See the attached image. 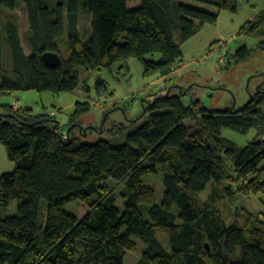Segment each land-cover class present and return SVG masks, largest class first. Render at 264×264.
<instances>
[{
	"label": "trees",
	"instance_id": "obj_1",
	"mask_svg": "<svg viewBox=\"0 0 264 264\" xmlns=\"http://www.w3.org/2000/svg\"><path fill=\"white\" fill-rule=\"evenodd\" d=\"M17 1L0 0V96L32 89L73 92L81 67L95 71L130 58L142 63L144 76L169 75L181 60L180 44L215 23L218 11L236 12L242 0H194L217 11L183 0H22L28 54L14 17ZM81 5L91 15L86 40ZM237 35L259 39L257 47L264 49V9ZM60 45L68 49L66 57ZM46 51L57 52L60 65L45 64ZM247 54L246 45L235 52L239 58ZM97 85L103 87L102 79ZM254 94L235 111L208 110L199 100L185 104L179 94L156 95L144 109L147 119L120 145L84 143L72 134L90 109L87 102H76L70 114L69 142L46 115L0 104V144L14 163L0 176V264H124L138 240L145 248L135 264H264V211L239 208L242 225L227 224L218 205L239 194L264 195V89L259 85ZM250 125L262 138L243 147L220 133L221 127L241 131ZM160 171L166 189L156 203L143 176ZM108 179L124 182L122 210L99 184ZM13 199L17 212L3 214ZM74 199L88 206L81 218L63 208Z\"/></svg>",
	"mask_w": 264,
	"mask_h": 264
},
{
	"label": "rangeland",
	"instance_id": "obj_2",
	"mask_svg": "<svg viewBox=\"0 0 264 264\" xmlns=\"http://www.w3.org/2000/svg\"><path fill=\"white\" fill-rule=\"evenodd\" d=\"M183 3L201 9L217 11L213 6L194 1L183 0ZM264 9V0H242L236 12L218 11L215 23L205 24L195 35L180 44L182 57L176 69L169 75H143L142 63L137 58L115 62L110 67H102L95 71H86L80 68L79 84L73 92L59 94L50 91L26 90L0 96V104L9 103L20 108H31L34 113L46 115L53 123L58 122L59 131L66 137L69 129L67 122L75 108L76 102H87L90 109L80 118V126L73 130L84 143H95L106 140L113 145H120L125 141L126 134L147 119L145 107L152 103L159 94H179L181 101L188 104L190 100H199L202 107L208 110L235 111L242 108L254 95L260 85L264 89V49L257 47L259 39L255 37L238 36L239 28L253 15ZM80 31L83 39L91 34V15L82 5L79 9ZM3 16H9L4 13ZM14 17L17 20L21 44L26 51L31 50L26 39L25 31L28 26V17L25 4L18 0ZM3 66L8 67V49L3 34ZM176 37H178V32ZM231 38V39H230ZM224 42L218 52L214 48ZM246 45L248 54L245 58L235 55L236 49ZM60 52L65 57L69 51L60 45ZM156 55L153 59H157ZM102 79L103 87L97 85ZM264 112V102L260 106ZM192 124V123H191ZM223 137L231 140L237 147L245 146L254 138H259L257 128L253 125L243 130L221 127ZM14 163L6 155L5 148L0 144V176L10 172ZM143 182L155 190V201L160 203L166 186L162 172L145 174ZM110 193L117 198L116 206L123 209L124 182L112 179L100 182ZM208 189L200 195V202L208 197ZM17 199L10 201L3 210V214L14 215L17 212ZM45 201L41 202V216L45 215ZM219 208L227 224L244 221L243 211H264V195L239 194L234 201L220 202ZM63 208L81 218L88 210L85 202L74 199L63 204ZM160 241L166 244L162 233L157 234ZM145 248L144 243L138 240L135 251H127L124 264H135Z\"/></svg>",
	"mask_w": 264,
	"mask_h": 264
},
{
	"label": "water",
	"instance_id": "obj_3",
	"mask_svg": "<svg viewBox=\"0 0 264 264\" xmlns=\"http://www.w3.org/2000/svg\"><path fill=\"white\" fill-rule=\"evenodd\" d=\"M41 58H42L43 62L45 64H47L48 66H50V67H57L61 63V57L55 51H46V52H43L41 54ZM79 128L81 129V126H79ZM68 135H69V129L66 132L67 142L70 141L69 140L70 138H69ZM206 247H207V245H206ZM207 250H208V247H207Z\"/></svg>",
	"mask_w": 264,
	"mask_h": 264
},
{
	"label": "built area",
	"instance_id": "obj_4",
	"mask_svg": "<svg viewBox=\"0 0 264 264\" xmlns=\"http://www.w3.org/2000/svg\"><path fill=\"white\" fill-rule=\"evenodd\" d=\"M230 39H231V38H230ZM224 45H225L224 42H221L219 45H217V46L214 48V51H215V52H218L219 48L222 47V46H224Z\"/></svg>",
	"mask_w": 264,
	"mask_h": 264
},
{
	"label": "crops",
	"instance_id": "obj_5",
	"mask_svg": "<svg viewBox=\"0 0 264 264\" xmlns=\"http://www.w3.org/2000/svg\"><path fill=\"white\" fill-rule=\"evenodd\" d=\"M208 10H209V9H208ZM27 28H28V26H27ZM26 30H27V29H26ZM25 32H26V31H25ZM18 34H19V32H18ZM19 38H20V41H21L20 34H19ZM24 50H25V48H24ZM25 52L28 54V53H30V52H31V50H30V51H26V50H25ZM263 102H264V101H263ZM263 102H262V103H263ZM14 107H16V108H17V106H16V105H14Z\"/></svg>",
	"mask_w": 264,
	"mask_h": 264
}]
</instances>
